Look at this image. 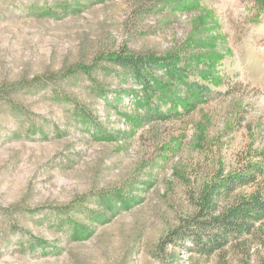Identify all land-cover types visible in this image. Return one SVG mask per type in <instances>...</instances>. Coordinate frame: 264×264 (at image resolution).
I'll return each mask as SVG.
<instances>
[{
  "label": "rangeland",
  "instance_id": "1",
  "mask_svg": "<svg viewBox=\"0 0 264 264\" xmlns=\"http://www.w3.org/2000/svg\"><path fill=\"white\" fill-rule=\"evenodd\" d=\"M262 150L264 0H0V264H260L264 224L211 256L161 242Z\"/></svg>",
  "mask_w": 264,
  "mask_h": 264
},
{
  "label": "trees",
  "instance_id": "2",
  "mask_svg": "<svg viewBox=\"0 0 264 264\" xmlns=\"http://www.w3.org/2000/svg\"><path fill=\"white\" fill-rule=\"evenodd\" d=\"M109 60L125 75L134 79L133 81L143 83L144 88L149 89L145 90V95L161 96V93L154 94L160 87L151 86L154 82L152 79L155 78L153 73L158 69L156 62L139 55L129 56L126 53ZM168 65L166 74L171 77L169 83L176 85L178 78L183 76L186 81L189 80L192 71H185L184 67L172 69L170 62ZM189 92L192 97L196 96L200 101H205L212 90L209 86L192 82L189 85ZM152 104L150 108L144 109L146 113L144 117L140 116V122H168L176 117L161 109L156 110ZM190 104L192 103L186 101L181 106L191 109ZM246 187H256L255 193L249 197L231 200L238 189ZM263 224L264 150L256 153L254 160L244 163L234 175L217 180L201 192L194 213L172 229L161 244L165 247L185 246L186 242H189L199 255L211 256L233 244L243 246L258 230L263 229ZM260 245L264 249V237ZM260 264H264V255Z\"/></svg>",
  "mask_w": 264,
  "mask_h": 264
}]
</instances>
